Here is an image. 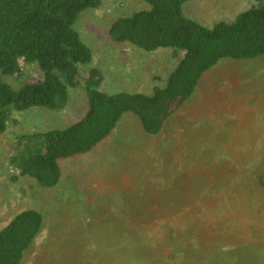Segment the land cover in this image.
I'll list each match as a JSON object with an SVG mask.
<instances>
[{
    "label": "rangeland",
    "instance_id": "374dc122",
    "mask_svg": "<svg viewBox=\"0 0 264 264\" xmlns=\"http://www.w3.org/2000/svg\"><path fill=\"white\" fill-rule=\"evenodd\" d=\"M101 2L74 24L91 50L89 66L108 78L100 90L151 94L163 88L178 63L170 50L133 48L132 58L118 52L130 45H114L108 36L116 19L149 6ZM257 3L193 0L182 13L213 28ZM143 55L150 57L143 61ZM140 65L148 70L144 88L122 86L128 77L137 81ZM21 66L18 76H1L13 90L43 80L35 64ZM88 109L77 87L63 110L13 113L0 135V211L11 217L34 209L43 216L42 231L20 264H264V192L253 174L264 167V56L223 59L206 71L158 136L138 135L139 121L124 114L92 151L60 161L62 177L50 190L27 177L13 180L10 161L22 135L66 129ZM121 231L128 235L118 239Z\"/></svg>",
    "mask_w": 264,
    "mask_h": 264
},
{
    "label": "trees",
    "instance_id": "16d2710c",
    "mask_svg": "<svg viewBox=\"0 0 264 264\" xmlns=\"http://www.w3.org/2000/svg\"><path fill=\"white\" fill-rule=\"evenodd\" d=\"M149 9L116 19L108 29L114 44H128L153 53L171 51L176 67L163 88L151 94L100 90L101 71L90 67L92 53L74 24L80 14L98 9L101 0H0V135L13 113L32 108L61 111L71 89L82 88L88 98L85 117L62 130L22 135L11 157L17 173L40 188L52 189L61 178L60 161L84 155L115 129L122 116H135L144 134L158 136L169 118L184 105L203 74L223 59L250 60L264 56V0L239 14L233 22L206 28L184 17L182 7L193 0H139ZM35 64L43 80L20 91L1 76H18L22 64ZM264 192V167L253 172ZM43 227L34 209L17 213L0 229V264H20ZM123 238L128 232L121 231Z\"/></svg>",
    "mask_w": 264,
    "mask_h": 264
},
{
    "label": "crops",
    "instance_id": "0c3cea01",
    "mask_svg": "<svg viewBox=\"0 0 264 264\" xmlns=\"http://www.w3.org/2000/svg\"><path fill=\"white\" fill-rule=\"evenodd\" d=\"M111 41V40H110ZM112 42V41H111ZM113 43V42H112ZM114 44V43H113ZM114 45H118V46H122L123 44H114ZM132 47V46H131ZM126 47V48H118V52L120 53L121 51L122 52H124V51H127L130 55H131V57L133 58V54L134 53H138L136 50H134V49H136V48H134V47ZM134 48V49H133ZM121 49H123V50H121ZM167 52H170L171 53V51H167ZM131 53H133V54H131ZM146 57H150V56H145V55H143L142 56V58H143V61H146ZM124 60L126 61V62H129L130 61V59H128V60H126L125 58H124ZM132 62H133V60H132ZM131 61H130V63H132ZM129 63V64H130ZM130 68H131V66H130ZM139 68H140V75L141 76H138V78H137V81H135V82H132L131 83V77H128V80H125V83L126 84H122V86H124L125 88H129V87H137V88H135V89H138V88H144V86H145V79L147 78V75H148V70H147V68L146 69H143L142 67H141V65L139 66ZM147 70V71H146ZM146 71V72H145ZM104 75V74H103ZM106 77V76H105ZM104 76H103V81H102V83H101V86H104V84H105V79L106 80H108V78H105ZM122 93V92H121ZM126 93V92H125ZM24 112H28V111H24ZM23 112V113H24ZM20 113H22V112H20ZM138 120V119H137ZM121 121V120H120ZM119 121V122H120ZM128 121H130V120H128ZM139 121V120H138ZM137 124H136V126H137V129H139L140 130V132L138 133V135H140V134H143L142 136H144V135H146V134H144L143 133V131H142V128H141V126H140V122H136ZM117 127V126H116ZM115 127V128H116ZM114 131V130H113ZM147 136V135H146ZM66 160V159H65ZM61 169V168H60ZM65 170V169H64ZM66 171V170H65ZM62 172V171H61ZM64 175H67L66 173H64ZM61 177H62V175H61ZM23 178H25V177H23ZM61 179V178H60ZM37 184V183H36ZM58 185V184H57ZM56 185V186H57ZM43 189V188H42ZM47 190H50V189H47ZM41 194L42 193H48V192H43V191H40V190H38ZM29 208H33V207H29ZM7 211H9V210H4V209H2L1 211H0V225H3V227L16 215V213L14 214V215H12L11 217H8L9 215H6V212ZM20 211H18V213H19ZM8 217V218H7ZM6 219L5 221L4 220H1V219Z\"/></svg>",
    "mask_w": 264,
    "mask_h": 264
}]
</instances>
